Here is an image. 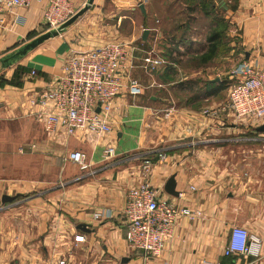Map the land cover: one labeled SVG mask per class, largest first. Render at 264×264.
Here are the masks:
<instances>
[{
    "label": "crops",
    "instance_id": "0c3cea01",
    "mask_svg": "<svg viewBox=\"0 0 264 264\" xmlns=\"http://www.w3.org/2000/svg\"><path fill=\"white\" fill-rule=\"evenodd\" d=\"M72 1L77 11L88 2ZM141 5L145 6L146 14L142 13ZM114 9L116 12L111 11ZM43 10V5L34 3L26 9H12L4 16L0 24V60L21 46L17 44L42 32ZM232 10L234 22L241 23L243 55H239L251 64L264 66V0H238V7ZM88 12L97 18L110 14L118 18L116 24L109 22L100 28L74 24L16 65L3 68L0 63V121L5 126L0 132V264H57L61 259L67 264H264L263 184L261 187L256 185L257 181L254 184L249 173L234 172L227 182L213 178L208 163L196 160L194 165L182 156L187 149L192 150L182 144L165 152L140 150L155 149L163 137L172 135L171 127L165 128L160 109L155 106L156 97H149L154 102L152 107L140 102L144 92L189 80L208 78L209 83L219 79L209 75L212 68L210 61H203L205 52H192L187 45H179L176 50L183 54L174 52L164 58L167 70L160 69L165 79L175 77L178 82L162 84L155 80L154 74L145 83L141 68L144 57L163 53L157 48L160 44L172 45L168 33L156 23L151 1L95 0ZM18 18L20 23H16ZM146 30L149 34L143 40ZM111 42L130 48L133 57L130 73L142 86L143 94L133 97L124 90L113 101L111 136L95 139L79 132L72 137H48L33 117L38 110L39 94L47 82L62 75L64 60L71 50ZM234 54L232 49L228 58ZM20 68L25 73L16 81ZM32 70L38 72V78L30 76ZM170 72L176 74L170 76ZM214 98L195 103L198 108L186 105L175 111L186 133L215 136L233 118L230 111L217 116L205 113L226 105ZM169 112L167 109L166 116ZM257 133L264 141V133ZM108 143L116 148V156L105 160L104 147ZM79 150L88 156L85 170L69 159L72 152ZM150 153L165 154L166 158L143 171L139 157ZM70 163L83 171L78 178L74 169L67 168L68 165L74 168ZM172 176L178 196L165 191ZM147 178L162 197L179 208L200 214L194 219L178 218L174 237L166 242L158 258H147L133 251L125 237L123 213L128 192ZM5 195L18 198L4 205ZM108 211L113 213L112 218L95 219V214ZM236 226L261 238L260 258L225 256L231 231ZM77 235L84 236L85 241L76 243Z\"/></svg>",
    "mask_w": 264,
    "mask_h": 264
},
{
    "label": "built area",
    "instance_id": "2783aa9c",
    "mask_svg": "<svg viewBox=\"0 0 264 264\" xmlns=\"http://www.w3.org/2000/svg\"><path fill=\"white\" fill-rule=\"evenodd\" d=\"M34 3L44 7L43 20L47 31L57 29L78 12L72 0H0V24L12 9H26ZM21 18L16 19L20 23ZM154 54V53H153ZM149 53L143 59L141 68L152 75L168 62L161 56ZM132 53L123 43L111 42L91 49L70 51L62 66V75L47 82L36 100L38 110L33 117L42 125L46 135L57 138L75 136L81 132L87 138L100 139L113 134L111 121L113 101L127 90L133 97L143 94L140 83L131 76ZM32 78L38 72L32 70ZM227 104L221 110L206 111L217 116L230 111L238 120L253 119L264 124V66L242 60L230 73ZM116 156V148L108 143L104 147L105 160ZM161 158H165L160 154ZM70 161L81 169L88 168L85 152L74 151ZM150 162H146L144 171ZM126 241L135 252L147 258H158L165 249L166 242L175 234L178 218L194 219L200 215L188 208H179L161 196L148 181L130 189L124 209ZM111 211L95 214V219L112 218ZM84 236L77 235L76 243H83ZM263 242L243 227L231 231L225 256H245L260 258ZM57 264H67L59 260Z\"/></svg>",
    "mask_w": 264,
    "mask_h": 264
},
{
    "label": "rangeland",
    "instance_id": "374dc122",
    "mask_svg": "<svg viewBox=\"0 0 264 264\" xmlns=\"http://www.w3.org/2000/svg\"><path fill=\"white\" fill-rule=\"evenodd\" d=\"M141 1L143 2L144 0ZM150 1L154 13L156 14L155 20L157 25L161 26L165 34L168 33L167 39L172 44L171 47H167L164 44L157 46L159 50L162 49L161 51H163V53L161 52L159 55L153 54L155 56H161L167 59V57L174 52L183 54L176 50L179 45H187V47L192 49V52L202 51L205 52L204 55H208L212 45L208 43L207 38L214 33L220 34L221 40L218 42V51L213 58V60L218 59V61L209 60V67L212 68V71H210L212 74L209 75L214 77L217 76L221 80L220 82H224L225 86H227L224 91L214 98L215 101L221 104H227L228 88L232 83L230 80V73L234 66L239 63L240 60H243V57L239 55H243V47L241 45L242 31L239 26L241 23L234 22L233 13H235V11L232 10L238 7V0ZM111 11L116 12L115 9ZM116 18L118 17H112L111 14L109 17L97 18L87 12L75 23V26L79 24L85 25L88 28L92 26L100 28L107 25L109 22L111 24H116ZM46 30L47 27L44 26L41 33L37 32L36 34H32L23 44H17V47L33 40L46 32ZM232 49H235V54L230 55L232 57L228 58V53ZM142 70L144 73L142 78H144L143 80L145 83H148L147 79L153 77L154 74H156L155 80L162 84L172 81L178 82L179 80L175 77L165 79L163 75L165 73L161 70L154 72L152 75L145 72L144 69ZM174 74L176 73L170 72V76ZM207 79L208 78L197 79L196 81H184L182 83H176L166 87H157V89L144 92L140 102L152 107L154 106V102L151 101L149 97L150 95L156 97V103L158 104L155 106L160 109L159 115L164 119L165 128L171 127L172 135L163 137V141H161L155 149L152 147L143 148L140 149L142 150L141 152L152 150H161V152H165L170 150L171 146L182 144L192 148V150L187 149L184 151L185 154L182 153V156L188 159L189 163L194 165L196 164V160L208 163V168L213 178H220L221 181L227 182L234 172L236 174L249 173L253 178L252 182L254 184L257 181L256 185L258 187H261L262 184L264 186V141L261 140V137L257 133L256 127L259 123L256 120H238L233 117L228 121V124H223L224 127L221 128L219 134L213 136L206 135L205 133L201 135L197 133H195V135L186 133L185 127L181 125L180 120L177 119V112H175L177 109H181L186 105H192L198 108L195 103L199 104L201 101L207 99L204 96L205 84L208 83ZM167 109L170 110L168 116H166ZM176 123H179V126H176ZM3 124L4 122L1 120L0 132H2L5 127ZM180 126L181 128L179 129ZM174 130H176V133H174ZM178 131H181V133ZM187 134H190V137L184 138V135ZM202 142L204 144L198 146ZM163 156L166 158L165 154ZM139 158V162H142L141 168L143 171L146 162H150L151 166V164H155L159 159H165L161 158L157 153H150ZM72 165L74 168H71V165H68L67 168H69V170L74 169V176L76 175L75 178H78V175L83 171H80L77 165ZM192 174L194 173L192 172L191 175ZM17 198L18 197L12 202H15ZM12 202L5 203L4 205Z\"/></svg>",
    "mask_w": 264,
    "mask_h": 264
},
{
    "label": "water",
    "instance_id": "95a60500",
    "mask_svg": "<svg viewBox=\"0 0 264 264\" xmlns=\"http://www.w3.org/2000/svg\"><path fill=\"white\" fill-rule=\"evenodd\" d=\"M94 1L95 0H88L86 5L81 10H79L75 14V16H73L70 20H68L66 23L61 25L59 28L42 33L41 35L37 36L33 40L25 43L21 47L17 48L13 52H11L8 55L1 58L0 63L2 65V67L3 68H10V67L16 65L22 59L27 57L31 52L36 50L39 46L43 45L47 41H50L52 39L60 37L62 34H64L66 32L67 29H69L72 25H74L84 14H86L92 8ZM140 9H141L143 14H146V10H145L144 5H141ZM148 34H149V31L146 30L144 32L143 40H147ZM219 81H220V79H216L213 82L218 83ZM257 131L259 133H264V124L262 126H260L259 128H257ZM176 186H177V184H176L175 176H172L168 180V182L165 186V191L171 196H178L179 194L176 191ZM15 199H16V197L5 195L2 198V203L5 204L8 202H12ZM81 228H83V227H81Z\"/></svg>",
    "mask_w": 264,
    "mask_h": 264
},
{
    "label": "trees",
    "instance_id": "16d2710c",
    "mask_svg": "<svg viewBox=\"0 0 264 264\" xmlns=\"http://www.w3.org/2000/svg\"><path fill=\"white\" fill-rule=\"evenodd\" d=\"M221 40V36L219 33H214L210 37L207 38V41L211 46L210 53L208 55L203 56L204 63H207L209 60L215 57L217 51H218V42ZM167 68V67H166ZM165 68V69H166ZM167 70V69H166ZM25 73L24 68H20L16 71V81L20 79L21 75ZM227 88L223 83H215V82H209L205 84V93L204 96L207 97H213L220 94L222 91H224Z\"/></svg>",
    "mask_w": 264,
    "mask_h": 264
}]
</instances>
